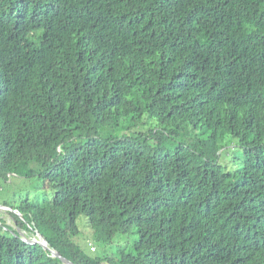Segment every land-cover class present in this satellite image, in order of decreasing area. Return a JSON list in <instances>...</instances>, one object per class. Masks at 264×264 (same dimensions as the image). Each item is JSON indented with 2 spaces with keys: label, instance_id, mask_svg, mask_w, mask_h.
I'll list each match as a JSON object with an SVG mask.
<instances>
[{
  "label": "trees",
  "instance_id": "1",
  "mask_svg": "<svg viewBox=\"0 0 264 264\" xmlns=\"http://www.w3.org/2000/svg\"><path fill=\"white\" fill-rule=\"evenodd\" d=\"M14 176L47 192L3 199L0 264H64L19 228L78 264H264V0H0Z\"/></svg>",
  "mask_w": 264,
  "mask_h": 264
},
{
  "label": "rangeland",
  "instance_id": "2",
  "mask_svg": "<svg viewBox=\"0 0 264 264\" xmlns=\"http://www.w3.org/2000/svg\"><path fill=\"white\" fill-rule=\"evenodd\" d=\"M232 146H234V144L230 145V147ZM11 180L12 183L14 182V187L12 186V184L5 185L0 183V205L2 204L4 198H13V194L16 193V191L18 192L17 197L30 195V199L32 201H44V197H46L47 190L44 188L43 185H41L40 178L28 179L14 176L13 179H10V182ZM0 212H2V215L7 219L9 225H13L16 227V224L14 223L12 217L9 214L5 213L7 212V209L3 208ZM78 225L80 228V233L76 237V240L86 245L87 250L91 249V251L94 252V248H91V246H95L96 251L99 252L105 253L114 251L116 243H114V241L112 243H107L106 237L100 236V229L90 225L87 220V217L84 214H81L79 216ZM133 237L135 238L133 234L129 236L117 235L114 240L124 238L126 241H128L127 244H130L134 241Z\"/></svg>",
  "mask_w": 264,
  "mask_h": 264
},
{
  "label": "water",
  "instance_id": "3",
  "mask_svg": "<svg viewBox=\"0 0 264 264\" xmlns=\"http://www.w3.org/2000/svg\"><path fill=\"white\" fill-rule=\"evenodd\" d=\"M7 209L8 210H14L13 208H11L10 206H6V205H0V211L1 209ZM15 211V210H14ZM15 212H18L21 217L23 218V215L17 210ZM19 231V236L26 242L28 243H40L45 249L49 250L53 256L55 257H59L64 264H78L75 261H72L71 259H68L67 257L63 256L61 253H59V251H57L56 249L50 247L49 242L47 241V239L40 233V232H36V237L35 238H30L28 237L23 231L20 230V228L18 229Z\"/></svg>",
  "mask_w": 264,
  "mask_h": 264
},
{
  "label": "clouds",
  "instance_id": "4",
  "mask_svg": "<svg viewBox=\"0 0 264 264\" xmlns=\"http://www.w3.org/2000/svg\"><path fill=\"white\" fill-rule=\"evenodd\" d=\"M91 248H92V246H91ZM94 249H95V246H94Z\"/></svg>",
  "mask_w": 264,
  "mask_h": 264
},
{
  "label": "built area",
  "instance_id": "5",
  "mask_svg": "<svg viewBox=\"0 0 264 264\" xmlns=\"http://www.w3.org/2000/svg\"><path fill=\"white\" fill-rule=\"evenodd\" d=\"M92 248H94V246H92Z\"/></svg>",
  "mask_w": 264,
  "mask_h": 264
}]
</instances>
